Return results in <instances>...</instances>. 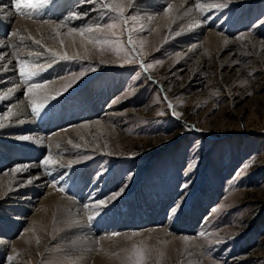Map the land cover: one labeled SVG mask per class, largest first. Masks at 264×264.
<instances>
[{"label":"rangeland","instance_id":"rangeland-1","mask_svg":"<svg viewBox=\"0 0 264 264\" xmlns=\"http://www.w3.org/2000/svg\"><path fill=\"white\" fill-rule=\"evenodd\" d=\"M81 2L51 0L32 16L15 8L13 15L59 24ZM125 2V15L136 18L128 25L89 3L94 28H104L94 37L99 47L89 43L68 53L49 42L47 55L29 59L19 52L29 42L18 43L20 48L15 43V63L30 62L39 73L27 82L58 80L55 93L61 94L37 97L45 106L39 114L29 108L35 120L30 128L10 133L11 140L0 134L1 176L14 161H41L42 151L49 152L30 140L31 131L64 142L60 133L86 125L83 133L91 132V139L80 143L67 187L78 189L86 208L99 198L109 201L96 219L88 218L91 230L104 219L123 227L100 232L105 241L90 244L76 238L77 230L62 227L59 212L37 228L29 221L14 231L15 222L3 211L0 237L10 248L0 253V264H133V246L146 250L147 264H264V0L207 1V7L222 6L200 21L217 26L221 38L210 43L201 35L193 45L187 39L177 43L184 21L165 23L166 5ZM2 17L0 35L6 30L9 39L13 24ZM129 29L135 50L127 43ZM65 52L76 58H60ZM141 61L152 67L145 72ZM16 69L19 84L29 87ZM110 109L120 123L100 122Z\"/></svg>","mask_w":264,"mask_h":264},{"label":"bare ground","instance_id":"bare-ground-1","mask_svg":"<svg viewBox=\"0 0 264 264\" xmlns=\"http://www.w3.org/2000/svg\"><path fill=\"white\" fill-rule=\"evenodd\" d=\"M207 1L209 0H199V2L204 5L203 10H200L195 6L196 0H149L150 3L152 2L153 5H155V7L160 6V4L166 6L171 5L172 10L168 13L164 12L163 21L165 23L170 22L171 25L175 22L177 25H180L184 21L180 27V30L183 32L181 35L183 36L178 38L177 43L184 44L185 39H187L188 42L186 43L192 45L199 40L201 35H203L210 43H216L217 40L221 38L219 37L221 30H219L217 26L211 25L208 27L200 21L201 15L208 13L212 9V7H207ZM14 5V0H12V2L11 0H0V15L3 16L2 19L5 18L6 20L11 21L13 24V33H15V35L9 39L6 36L8 34L6 30L2 31V34L0 35V56L4 57L3 60H0V97L5 96V93H7L9 89H13L6 98L0 99V114H3L9 107H11L12 112L16 114L12 116L10 120L3 121L5 126L0 128V134H2L3 138H8L9 140H11L8 136L10 133H17L15 130H23L25 128H30V126L33 125L32 122L35 120L29 115V108H31L32 101L34 100L38 103L37 97L46 95V93L51 94V96L57 95L55 91L59 89L57 88L58 80L55 81L53 78V81L50 79V81H47L48 83L45 81L46 85L43 84V88L34 90L31 94L27 91L28 87H23L19 84L16 75V67H18V64L15 63L14 56V54L16 55V46L19 47L18 43L23 44V40L29 42L27 46H20L22 48L25 47V49L19 51L22 54L21 56L29 59L30 56L41 55L42 52L46 54L47 51L45 52L44 48H46L49 42L52 45L51 48L55 51L61 52L62 50H66L67 52H75L79 47L86 48L89 43L87 42V39L82 38L76 33L69 34V28H87L90 26L94 28L95 26L92 21L93 11L88 8L89 3L86 2L77 4L78 6L73 9L72 12H87L88 15L81 19L68 20L66 25L60 28L57 27L58 23L56 22L43 25L41 23L28 22V20L25 21L24 19H19V17L16 19L13 15V9L15 8ZM61 21L62 20L58 22ZM197 21H199L198 26L196 24ZM5 32H7V34ZM95 36V31L85 33V37L94 38ZM35 41H40V43L37 44ZM61 41H63V44ZM27 84L31 85L32 83L27 82ZM117 119V115L112 112V109H110L107 111V116L99 121H116ZM115 123H120V121H116ZM35 124L36 123H34V125ZM87 129L86 125H82L64 133H60L59 137H64V142L59 141L56 137L48 138L47 135H42L40 132L31 131L27 135L30 137L31 141H34V144H37V146H42L44 148L49 147V152L46 153L45 151H42V158H45L51 153V155L59 161V164L50 170L51 174H47L40 166L42 160L38 161L34 158L25 159V161H14L18 162V164L12 163V165L3 170L4 172L0 176V184H3V194H0V203L3 204L0 205L2 206L0 212L6 211L7 214L12 217L11 221L15 222L14 231H17L25 225L24 222L29 223V221L31 222V229L37 228V226L43 224L53 212H59L58 220L61 221L62 227H64L66 231L77 230L76 238L82 242L84 241L90 244L105 241L101 237L98 238L100 232L105 234L106 231L111 230V232H114L116 231V228L123 227L122 224L110 227V221L107 222V219H104V222L101 221L95 224L94 228L91 230L89 228L88 218L93 216L92 219H96L95 216L99 214V207H102L97 206L100 198L97 202L92 203V205L90 204L91 206L86 208L81 202H79L78 189H69L67 187V185L70 184L69 180L71 177L68 172L72 170L67 167V165L70 161H77L76 157L81 153V148H76L73 145H80V143H84L86 140L91 139V132H88L87 136L83 133L84 131L87 133ZM75 133H78L79 135L76 137ZM69 141H71V143H69ZM19 159L20 157L16 158V160ZM23 165L29 166L27 171L16 173L12 171V169L17 166ZM60 165H65V167H60ZM74 165H76V163L72 166ZM65 168L67 170H65ZM51 176L53 177L50 178V180L53 181L49 183V177ZM28 179H32V183H27ZM61 188L63 191H60ZM94 195L96 194L94 193ZM97 196L99 197V195ZM90 197H93V195H90ZM83 198L85 200L87 199L85 197ZM108 202L109 201H107V203ZM31 213L34 215L32 216ZM103 225H105V227H103ZM132 227L133 226H131V228ZM168 230L169 229L166 227L164 232H168ZM14 231L12 233L13 235L16 233ZM117 232H119V230ZM9 248V240L0 237V253H5Z\"/></svg>","mask_w":264,"mask_h":264},{"label":"snow or ice","instance_id":"snow-or-ice-1","mask_svg":"<svg viewBox=\"0 0 264 264\" xmlns=\"http://www.w3.org/2000/svg\"><path fill=\"white\" fill-rule=\"evenodd\" d=\"M86 3H90L93 5V9H100V10H106L107 12L116 14L118 20L120 21L121 24L123 25H128L129 24V20H135V17H129L125 15V11H126V2L125 0H85ZM129 2H131V0H129ZM51 3V0H16V3L14 5L15 10L18 14L20 15H26V16H32L34 15L35 11L37 9H40L44 6H46L47 4ZM196 8L203 10L204 5H202L199 0H196ZM209 7H221L222 5H220L219 3H210L208 5ZM25 9H27L28 11H25ZM172 8L171 5H168L165 8V12H171ZM88 15L87 12L84 13H78V12H72L70 14V16L68 17V20H72V19H81L83 17H86ZM67 21H61L57 27H64L66 25ZM197 26L199 24V21L196 22ZM116 27V24H109L107 25V29L109 31L113 30ZM191 27V26H190ZM103 32L104 28L97 26L95 28L93 27H87V28H69L68 32L69 34H73L76 33L78 35H80L82 38L87 39V42L90 44H94L97 47H99L101 45V40L98 38H92V37H85V33H91V32ZM113 35H115L114 32H112ZM13 35H15V33H13ZM35 43L39 44L40 41H35ZM61 43L63 44V41H61ZM106 43V41H105ZM127 43L129 45L133 46V50H135L134 48V44L135 42L132 39V35H131V29H129V36H128V40ZM225 43H227V41H225ZM101 51H103V48H100ZM48 51H51L50 49ZM87 52V49H86ZM79 55V54H77ZM54 57H58L59 54L58 53H53ZM62 59H75L76 57H68L67 53L65 52L63 57H60ZM4 57L0 56V60H3ZM10 63V61H9ZM141 65L144 69L145 72H147L151 67L152 64L148 63V64H144L143 61H141ZM5 70H6V66H5ZM42 70V69H41ZM18 71H19V75L21 77L22 80H24L25 82L31 80L34 76L38 75V71L36 70L35 66H30L29 62L27 61H18ZM83 75V73L81 74V76ZM77 79V77H73V81H75ZM72 86V81H70L69 83L65 84L63 86L62 91H66L69 87ZM44 86L41 84H31L27 91L28 93H33L34 90H39L41 88H43ZM13 91V89H9L7 93H5V96L0 97V99H4L6 98L11 92ZM61 94V92H58L57 95ZM55 99L56 96H51V97H46V99ZM166 99V97H165ZM45 105L44 104H37L34 100L32 101L31 104V111L33 114H39V112L43 109ZM169 107L171 108L172 105L171 103H169ZM172 114L174 116H179L180 113H177L173 110ZM16 115L15 113L12 112V108L9 107L3 114H0V128H3L5 125L3 123V121L5 120H10L12 116ZM21 139H29L28 137H21ZM69 143H71V141H69ZM76 148H79L80 145H73ZM75 163H79V161H70L69 164L67 165L68 167L72 166ZM59 164V161L56 160L51 153H49L45 158L42 159V161L40 162V166L44 169V171L47 174H51V169L53 167H55L56 165ZM28 165H23V166H17L16 168L12 169V171L14 173L16 172H21V171H27L28 170ZM60 167H65V165H60ZM27 183H32V179H28ZM60 191H63V189L61 188ZM122 191V190H121ZM121 193L117 192L115 193L112 197H110L109 199H115L116 197H118ZM107 203L106 200H100L98 202V207L99 206H103ZM89 219H92V217H89ZM114 235H119L118 233L114 234ZM39 242V241H37ZM145 249H142L140 247L137 246H133L132 249V253H131V257L133 259V264H147V260H146V256H145Z\"/></svg>","mask_w":264,"mask_h":264}]
</instances>
